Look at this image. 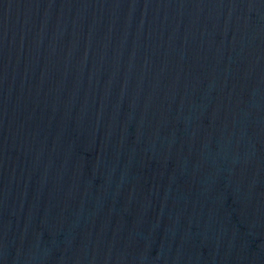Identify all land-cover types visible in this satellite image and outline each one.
I'll return each instance as SVG.
<instances>
[{
	"label": "water",
	"instance_id": "95a60500",
	"mask_svg": "<svg viewBox=\"0 0 264 264\" xmlns=\"http://www.w3.org/2000/svg\"><path fill=\"white\" fill-rule=\"evenodd\" d=\"M0 264H264V0H0Z\"/></svg>",
	"mask_w": 264,
	"mask_h": 264
}]
</instances>
